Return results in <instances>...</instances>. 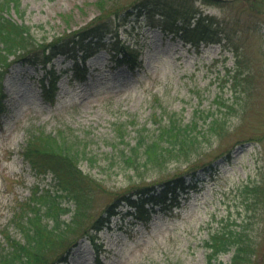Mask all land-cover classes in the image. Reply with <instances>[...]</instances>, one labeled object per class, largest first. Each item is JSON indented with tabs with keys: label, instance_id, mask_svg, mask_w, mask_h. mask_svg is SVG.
Masks as SVG:
<instances>
[{
	"label": "rangeland",
	"instance_id": "1",
	"mask_svg": "<svg viewBox=\"0 0 264 264\" xmlns=\"http://www.w3.org/2000/svg\"><path fill=\"white\" fill-rule=\"evenodd\" d=\"M145 1L22 0V16L11 11L48 40L79 30L103 12L102 20L111 16L102 40L86 39V46L76 47L91 68L87 82L69 83L72 60L54 59L63 76L53 106L37 87L42 70L16 65L6 75L11 113L0 115V241L2 230L22 239L13 215L34 185L54 187L50 175L38 178L22 159L28 130H63L85 151L82 170L98 182L89 194L96 215L137 184L214 162L210 171L197 169L198 180L180 191L178 204L150 207L148 223L128 217L126 206L116 209L111 227L97 233L103 264H209L206 241L225 233L249 245V264H264V0H151L153 6ZM200 18L222 28L216 37L222 43L197 50L169 32L182 24L195 29ZM117 44L140 53L137 70L112 69ZM222 99L232 107L220 114L224 130L207 134L202 119ZM171 115L183 123L200 118L196 151L150 169L127 166L123 153ZM234 253L235 248L222 253L213 264H230ZM70 264H95L88 240Z\"/></svg>",
	"mask_w": 264,
	"mask_h": 264
},
{
	"label": "trees",
	"instance_id": "2",
	"mask_svg": "<svg viewBox=\"0 0 264 264\" xmlns=\"http://www.w3.org/2000/svg\"><path fill=\"white\" fill-rule=\"evenodd\" d=\"M146 0L141 4L156 5ZM171 4H169L170 6ZM138 7V6H137ZM136 7L133 6L132 11ZM100 9V8H99ZM14 10L22 16V0H0V113H8L7 103L11 100L5 84L7 73L14 66L30 67L42 70V75L36 80L41 98L50 104L55 103L62 72L56 68L55 58L63 55L71 59V79L69 83H85L91 75V68L86 63V57L80 58L76 47L86 46V39H102V28L108 26L111 14L105 12L92 22L74 32L64 31L52 36L51 40L42 35H36L35 28L25 22H18L11 16ZM131 12L126 11L125 15ZM164 13V12H161ZM165 17V14H162ZM41 26V25H40ZM197 28L172 26L169 32L174 38H179L185 45L190 44L197 50L201 45L222 43V37L216 38L222 30L212 28L204 18L198 19ZM166 28V25L164 27ZM66 40V42H62ZM62 42V43H61ZM140 53L128 46H121L111 56L112 67L126 66L133 70L140 66ZM218 102L216 111H209L201 119L207 134H220L224 130L222 114L225 109H231L229 101ZM204 113V111H201ZM167 122L159 125L157 131L149 136L140 134L137 143L123 153L127 166L138 169L159 167L168 160H178L196 151L199 141L200 118L194 117L190 122L183 123L175 115L167 118ZM205 133H203V137ZM124 138V134L120 133ZM66 131L46 133L41 129L28 130L21 156L31 171L38 178L50 175L54 187L41 185L37 182L29 197L19 205L13 215V223L19 230L22 239H17L8 230H2L0 241V264H70L76 258V250L84 239L91 243L95 264H103L100 260L101 244L97 233L110 226L111 217L119 207L126 205L128 214L142 223L151 219L150 208L155 204L167 201L178 203L180 191H186L187 186H193L198 180L197 169L210 171L214 162L197 166L186 173L176 174L167 180L153 184H137L127 191L115 196L99 214L93 213L90 191L97 187V180L91 174L85 173L80 165L85 151L68 139ZM230 151L226 157H230ZM191 171V172H189ZM68 215V217H66ZM209 249L207 254L209 264L217 261L222 253L235 248L230 264H249L250 247L237 240L231 234L212 235L206 241ZM73 260V261H74ZM219 264H224L219 262Z\"/></svg>",
	"mask_w": 264,
	"mask_h": 264
}]
</instances>
